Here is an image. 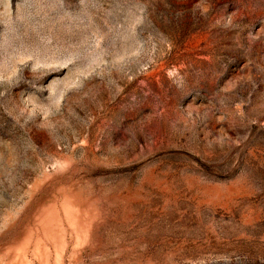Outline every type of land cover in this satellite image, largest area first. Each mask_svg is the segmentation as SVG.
Here are the masks:
<instances>
[{
  "label": "rangeland",
  "instance_id": "1",
  "mask_svg": "<svg viewBox=\"0 0 264 264\" xmlns=\"http://www.w3.org/2000/svg\"><path fill=\"white\" fill-rule=\"evenodd\" d=\"M0 264H264V0H0Z\"/></svg>",
  "mask_w": 264,
  "mask_h": 264
}]
</instances>
